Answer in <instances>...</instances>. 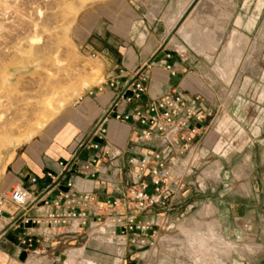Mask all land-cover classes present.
I'll return each mask as SVG.
<instances>
[{
    "label": "rangeland",
    "instance_id": "obj_1",
    "mask_svg": "<svg viewBox=\"0 0 264 264\" xmlns=\"http://www.w3.org/2000/svg\"><path fill=\"white\" fill-rule=\"evenodd\" d=\"M103 2L107 0H0V194L18 182L12 169L26 148L38 144L47 131L54 134L63 111L98 92L99 63L79 51L71 27L81 11ZM189 4L177 27L168 29L166 43L172 44L171 38L183 43L181 50L197 59L206 81L213 102L205 120L206 146L200 147L184 196L168 225L159 230L155 245L130 254L137 253L142 264H197L195 257L204 250L190 247L204 236L210 249L201 264H213L211 255L225 264H264V0H190ZM190 13L198 17L197 29L190 27L178 35ZM216 26H224L221 45L218 42L209 59L204 51L212 48L207 49L204 36ZM233 32L249 38L228 79V69L216 68L222 59L231 62L234 57L225 51ZM196 37L203 38L198 42L192 39ZM196 178L206 186L203 192ZM207 206L213 208L210 215ZM214 221L220 226L212 225ZM226 243L234 245L229 252Z\"/></svg>",
    "mask_w": 264,
    "mask_h": 264
},
{
    "label": "built area",
    "instance_id": "obj_2",
    "mask_svg": "<svg viewBox=\"0 0 264 264\" xmlns=\"http://www.w3.org/2000/svg\"><path fill=\"white\" fill-rule=\"evenodd\" d=\"M178 53L185 52L180 49ZM170 58L168 52L166 59ZM164 67L172 74L177 72L168 61ZM144 79L138 72L130 81L100 82L97 91L111 87L114 100L80 145L79 151L86 150L87 156L81 158L75 153L68 160H59L58 170H45L42 178L30 175L27 183L31 186H38L42 179L49 180L40 189H29L17 182L0 194V233L15 224L20 229V243L28 249L79 235L111 244L118 257L129 247L144 253L155 245L159 230L168 225L171 213L184 196V185L194 172L204 143L205 120L211 113L206 114L204 98L199 94L167 93L147 100ZM109 117L138 126L133 145L154 143L147 150L131 152L126 168L119 162L125 155L124 148L108 139L104 122ZM119 175L126 177L122 190L116 180ZM76 178L102 181L119 194L97 201L91 193L76 189ZM196 182L203 192L206 186L197 178ZM53 189L56 194L49 196ZM7 202L16 210L4 217ZM33 206L41 208V213L27 214ZM84 251L83 246L65 250L64 262L68 263L67 258L74 253L77 258L83 257Z\"/></svg>",
    "mask_w": 264,
    "mask_h": 264
},
{
    "label": "crops",
    "instance_id": "obj_3",
    "mask_svg": "<svg viewBox=\"0 0 264 264\" xmlns=\"http://www.w3.org/2000/svg\"><path fill=\"white\" fill-rule=\"evenodd\" d=\"M189 2L190 0H107L80 12L71 27V37L79 51L98 61L102 77L100 82L109 79L130 81L140 72L145 77L147 100L158 99L167 93H182L186 96L199 94L204 98L203 109L209 114L213 102L211 94L208 89L206 90L202 71L196 64L197 59L187 57L185 53H178L180 48L166 43L169 23L176 20L178 14L187 11V7L191 4ZM180 4L186 5L182 8ZM214 47L217 48L218 45ZM168 52L171 53L170 59H166ZM165 61L176 67L175 74L164 67ZM113 100L114 90L105 86L103 90L82 98L76 105L63 111L59 126L54 128L58 130L54 134L53 131H47L39 138L38 144L28 146L17 160L12 169L14 179L26 188L37 190L49 180L42 179L38 186H31L27 183L30 175L42 178L45 170L56 172L57 162L68 160L75 153L81 158L86 157V150L79 151L81 139L89 137L97 123L107 114ZM104 125L107 128L108 139L124 148L125 155L119 162L125 168L131 152L139 153L154 145L153 142L133 145L138 126L131 122L121 124L109 117ZM212 139V136L209 137L208 142L211 143ZM203 146H206L205 142ZM215 150H218L216 146ZM116 180L121 190L124 189L126 177L119 175ZM74 184L80 192L91 193L97 201L119 194L113 186L102 181L76 178ZM61 188L65 189L63 185ZM55 194V189L48 193L49 196ZM36 207H31L27 214L41 213V208ZM15 210V205L10 202L5 203L4 217H9ZM19 234L20 229L15 224L0 233V264H140V262L142 264L143 262L141 257H137V253L130 254L134 248L129 247L123 256L118 257L111 244L79 235L58 239L51 244L47 243L43 248L35 244L28 249L20 243ZM76 246L85 248L84 256L77 258L74 253L67 258L68 263L64 262L66 256L63 252Z\"/></svg>",
    "mask_w": 264,
    "mask_h": 264
},
{
    "label": "bare ground",
    "instance_id": "obj_4",
    "mask_svg": "<svg viewBox=\"0 0 264 264\" xmlns=\"http://www.w3.org/2000/svg\"><path fill=\"white\" fill-rule=\"evenodd\" d=\"M181 1V0H180ZM220 2V1H219ZM181 3V2H180ZM185 3H186V1H185ZM199 3V2H198ZM181 5V7L183 8V6H185L184 4H180ZM208 7V6H207ZM181 8V9H182ZM188 8V7H187ZM194 8V7H193ZM199 8V7H198ZM200 10V9H199ZM202 10V9H201ZM217 10V9H216ZM219 10V9H218ZM180 11V10H179ZM209 11V10H208ZM211 11V10H210ZM220 11V10H219ZM198 12V11H197ZM186 13V12H185ZM184 12L183 13H181V14H178V18L176 19V20H174V21H172V22H170L169 24H170V28H176L177 27V23H178V19L179 18H181L184 14H185ZM195 13V12H194ZM194 13H190L191 15H189L187 18H185L186 20L184 21V22H182V24L178 27V29H177V34L179 35H182V33L184 32H187V30H188V28H193L194 27V29H195V27H196V29H197V25H199V24H197V19H198V17H196V14H194ZM199 13V12H198ZM214 14H215V12H213ZM212 13V14H213ZM200 14V13H199ZM218 14V13H217ZM201 15V14H200ZM216 15V14H215ZM228 16H229V14H227ZM203 16V15H202ZM211 16V15H210ZM214 16V15H213ZM209 17V16H208ZM220 17V16H219ZM218 16H217V18H219ZM202 18V17H201ZM210 18V17H209ZM213 18V17H212ZM217 18H216V21H217ZM221 18V17H220ZM225 18V17H224ZM175 19V18H174ZM170 20V19H169ZM206 20V19H205ZM182 21V20H181ZM200 21V20H199ZM198 21V22H199ZM208 21V20H207ZM201 22V21H200ZM206 23V22H205ZM199 27V26H198ZM224 27V26H223ZM223 27L221 26V27H219V26H216V28H215V30L213 29L211 32H208L207 33V36L205 37L204 36V40H205V45H207L206 47H207V49H208V46L209 47H212V49L211 50H208V51H204L201 47H200V44H199V46H197V47H199L200 49H202V51H204V52H206L205 53V55H206V58H209V59H212V57L214 56V54H215V48L216 47H214L215 45H218V42L222 39V34H223ZM200 28V27H199ZM212 28V27H211ZM202 30V29H201ZM195 31V30H194ZM216 31V32H215ZM234 31V30H233ZM205 31H203V33H204ZM183 33V34H184ZM189 34V33H188ZM194 34V33H193ZM206 34V33H205ZM191 35L192 34H190V37H191ZM198 35H199V33H198ZM244 35V34H243ZM203 36V35H202ZM183 37V36H182ZM230 37H232L231 38V40L229 41L228 40V46L226 47V49H225V51H226V53L229 55V54H232V55H234V57H233V59H232V61L230 62V61H228L227 62V59H228V57H227V59H222V61L218 64V67L216 68V70H217V72H221V70H223V68H226V69H228V75H227V78L229 79V78H231L232 77V75H233V73H234V71H235V69H236V67H237V62L240 60V58H241V55H242V53H243V47L245 46V45H247V42H248V38L249 37H247V36H242L241 35V33H238V32H233V34H232V36H230ZM200 40L201 38H203V37H196V38H192V39H196L197 41H198V39ZM171 39H173V43L175 44H177V46H178V48H180V49H184V47H185V45L183 44V43H181L180 41H178L177 39H175V38H171ZM191 39V40H192ZM187 40V39H186ZM190 40V39H189ZM202 40V39H201ZM171 41V40H170ZM196 41V43H198ZM193 42V41H192ZM221 42V41H220ZM172 43V44H173ZM194 44V46L195 45H198V44ZM201 43V42H200ZM203 43V42H202ZM192 44V45H193ZM226 44V43H225ZM252 44V43H251ZM221 45V44H220ZM196 47V46H195ZM203 47V46H202ZM205 48V47H204ZM199 50V49H198ZM197 51V50H196ZM200 52V51H199ZM224 54V53H223ZM227 55V56H228ZM226 56V55H225ZM225 56H223V58L225 57ZM226 58V57H225ZM230 58V57H229ZM246 59V58H245ZM217 60V59H216ZM253 60V59H252ZM229 62H230V64H229ZM220 65V66H219ZM246 65V64H245ZM4 72H5V70H4ZM224 72V71H223ZM226 72V71H225ZM224 72V73H225ZM224 73H223V75H224ZM243 73V72H242ZM222 75V74H221ZM220 75V76H221ZM225 77V76H224ZM226 78V77H225ZM6 80L7 79H9L8 77H6L5 78ZM236 85V84H235ZM241 140V139H240ZM248 160V159H247ZM245 162H246V160H245ZM217 165V164H216ZM209 169V168H208ZM210 172H212V171H208V173H210ZM204 173H205V171H204ZM212 174V173H211ZM205 175H206V173H205ZM212 176V175H211ZM214 205V204H213ZM211 206V205H210ZM210 206H207V214H209L210 213V211L213 209L212 207H210ZM216 209V208H215ZM213 211V210H212ZM210 215V214H209ZM192 224V223H191ZM209 224V223H208ZM212 225H214V226H216V227H218V226H220L217 222H213V223H211ZM215 227V228H216ZM210 229V228H209ZM211 230H212V228H211ZM210 230V231H211ZM201 232V231H200ZM213 232V231H212ZM215 233V232H214ZM213 233V234H214ZM192 234H194L193 232H192ZM191 234V235H192ZM203 234V233H202ZM212 234V235H213ZM191 235H190V237H191ZM209 235H210V233H209ZM209 235H207V236H209ZM206 236V235H205ZM214 236V235H213ZM202 237V236H201ZM201 237H199V238H201ZM204 237V236H203ZM202 237V238H203ZM195 238V237H194ZM200 239V240H198L197 238L194 240V242H193V245H195V246H193V247H190V249L191 250H193V251H201V249H202V251L203 252H201L200 254H198V255H196V259H195V261H197V264H201V262H202V260L204 259V257H206V255H204V253H207L209 250H208V246H209V244H207V242H208V240L204 237V239H206L207 240V242L204 240L203 241V239ZM216 239H217V241L219 242V243H223V244H225L224 242H225V239L222 237V236H219V235H216ZM215 239V240H216ZM188 241V240H187ZM196 242V243H195ZM201 242V243H200ZM201 245H200V244ZM197 244H199V246H197ZM232 243H228V245H227V243H226V250L228 251L229 250V248H231V246L233 245H231ZM189 246V245H188ZM234 246V245H233ZM237 246V245H236ZM208 247V248H207ZM184 248V247H183ZM213 248V247H212ZM234 248V247H233ZM181 249V248H180ZM210 249V248H209ZM235 249V248H234ZM241 249V248H240ZM240 249H238V250H240ZM208 250V251H207ZM218 250V249H217ZM216 250V251H217ZM231 250V249H230ZM237 250V249H236ZM249 250V249H248ZM188 251V250H187ZM212 251H214V249L212 250ZM211 251V252H212ZM215 251V252H216ZM220 251V250H219ZM222 251V250H221ZM226 251V252H227ZM250 251H252V249L250 250ZM186 252V251H185ZM229 252V251H228ZM232 252V251H231ZM235 252H237V251H235ZM234 252V253H235ZM196 253V252H195ZM213 253V252H212ZM238 253V252H237ZM214 254V253H213ZM251 254V253H250ZM254 254V253H253ZM218 255V254H217ZM222 255V254H221ZM232 255V254H231ZM211 257V260L213 261V264H225V262H223V261H218V260H216L215 258H216V255H215V258H213L212 257V255L210 256ZM209 256H208V258H210ZM84 259V258H83ZM208 260V259H207ZM210 260V261H211ZM164 261H165V259H164ZM163 261V262H164ZM83 262V261H82ZM81 262V263H82ZM84 263V262H83ZM227 264V263H226Z\"/></svg>",
    "mask_w": 264,
    "mask_h": 264
}]
</instances>
